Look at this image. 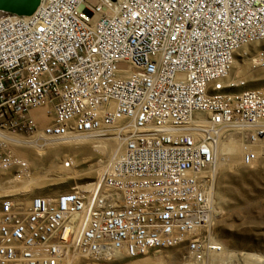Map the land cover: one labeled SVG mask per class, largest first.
Instances as JSON below:
<instances>
[{
    "label": "built area",
    "instance_id": "obj_1",
    "mask_svg": "<svg viewBox=\"0 0 264 264\" xmlns=\"http://www.w3.org/2000/svg\"><path fill=\"white\" fill-rule=\"evenodd\" d=\"M237 57L264 69V0H40L30 16L0 12V264H66L72 250L86 264L222 253L217 149L236 135L242 166L264 158V88L237 90ZM103 137L120 152L98 180L54 197L9 192L33 173L18 150Z\"/></svg>",
    "mask_w": 264,
    "mask_h": 264
},
{
    "label": "rangeland",
    "instance_id": "obj_2",
    "mask_svg": "<svg viewBox=\"0 0 264 264\" xmlns=\"http://www.w3.org/2000/svg\"><path fill=\"white\" fill-rule=\"evenodd\" d=\"M248 64L252 65L246 57H237L230 81L237 77L242 78L238 76L237 70ZM243 79L247 81V85L237 89L239 91L264 88V69L253 68ZM43 126L44 124L39 125L40 128ZM230 141L243 147L241 139L236 135L227 137L221 143L227 145ZM111 143L113 144L107 143L104 153L94 151L90 143L50 147L40 156L36 150H18L16 153L30 163L32 174L43 176L42 185H39L42 187L32 186L27 190L30 191L29 197H54L70 192L74 186L96 181L102 166L108 164L113 153ZM241 155V152L229 154L216 162L217 183L214 198L219 216L215 234L224 249V255L214 262L208 259L204 264H246L244 258L247 254L264 257V158L252 167H244L240 164ZM64 161L70 162L71 167L65 168V164H62ZM184 253L183 247H176L150 253L136 260L118 256L110 264H183ZM73 264L86 262L77 258Z\"/></svg>",
    "mask_w": 264,
    "mask_h": 264
},
{
    "label": "bare ground",
    "instance_id": "obj_3",
    "mask_svg": "<svg viewBox=\"0 0 264 264\" xmlns=\"http://www.w3.org/2000/svg\"><path fill=\"white\" fill-rule=\"evenodd\" d=\"M251 71L253 70V66L251 64H248V65H242L241 67L238 68V76L239 77H245L246 73L248 71ZM39 117H42V115L39 114ZM108 142H113V144L111 143L110 144V147L113 148L112 150V155H115L117 153L120 152V144L117 140V138H113V137H103V138H95V139H88V140H81V139H78L72 143H69V144H86V143H90L92 144V149L94 151H97V153H104L106 151V146L108 145L107 143ZM61 144H53V145H50L49 147H47L46 149L50 148V147H56V146H59ZM63 145H66V144H63ZM38 153V155L40 156L41 153L43 152L42 151V148L40 147H36L35 149ZM240 153L242 154L243 152V147L242 146H239L237 143L233 142V141H230L227 145H223L222 143L219 145L218 149H217V155H216V162L220 160L221 157H226L228 156L229 154H235V153ZM43 154V153H42ZM112 158V157H111ZM71 161L73 159H70ZM66 163V161H64L62 164L64 166V164ZM107 168V165L105 166H102L101 168V172L97 178V180L102 176V174L104 173V171L106 170ZM94 172V171H93ZM43 176H39L38 173H34L32 174L31 178L29 180H23V181H20L19 183H16L14 184L9 192L10 193H14V194H19L21 192H25L27 190H29L32 186L34 187H42V186H39L43 179H42ZM50 181V180H49ZM63 181V180H62ZM42 185V184H41ZM224 250V249H223ZM224 255V251L222 253H220L219 255H216V256H213L211 257L210 259L214 262L218 257ZM76 253L75 251H71L70 252V255L68 256V258L66 259V264H73L76 260ZM209 259V260H210ZM244 260L246 261V264H264V258L263 257H260V256H257V255H254V254H248L246 255V257L244 258Z\"/></svg>",
    "mask_w": 264,
    "mask_h": 264
},
{
    "label": "water",
    "instance_id": "obj_4",
    "mask_svg": "<svg viewBox=\"0 0 264 264\" xmlns=\"http://www.w3.org/2000/svg\"><path fill=\"white\" fill-rule=\"evenodd\" d=\"M40 0H0V12L18 16H30L38 8Z\"/></svg>",
    "mask_w": 264,
    "mask_h": 264
},
{
    "label": "crops",
    "instance_id": "obj_5",
    "mask_svg": "<svg viewBox=\"0 0 264 264\" xmlns=\"http://www.w3.org/2000/svg\"><path fill=\"white\" fill-rule=\"evenodd\" d=\"M248 255V254H247ZM264 258V257H263ZM212 259V258H211Z\"/></svg>",
    "mask_w": 264,
    "mask_h": 264
}]
</instances>
